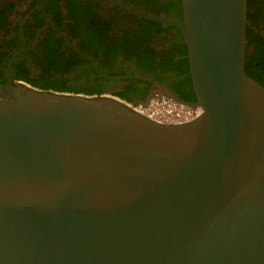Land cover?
<instances>
[{
    "label": "water",
    "instance_id": "95a60500",
    "mask_svg": "<svg viewBox=\"0 0 264 264\" xmlns=\"http://www.w3.org/2000/svg\"><path fill=\"white\" fill-rule=\"evenodd\" d=\"M203 114L0 84V264H264V86L246 0H181ZM147 18L163 21L153 16Z\"/></svg>",
    "mask_w": 264,
    "mask_h": 264
},
{
    "label": "flooded vegetation",
    "instance_id": "af4514ba",
    "mask_svg": "<svg viewBox=\"0 0 264 264\" xmlns=\"http://www.w3.org/2000/svg\"><path fill=\"white\" fill-rule=\"evenodd\" d=\"M263 8L264 0H250L255 42L264 39ZM180 19L181 0H0V80L128 102L154 92L189 102L187 47L164 22Z\"/></svg>",
    "mask_w": 264,
    "mask_h": 264
},
{
    "label": "built area",
    "instance_id": "2783aa9c",
    "mask_svg": "<svg viewBox=\"0 0 264 264\" xmlns=\"http://www.w3.org/2000/svg\"><path fill=\"white\" fill-rule=\"evenodd\" d=\"M125 107L161 125H181L192 122L203 114L198 102H185L161 92L152 93L138 102H121Z\"/></svg>",
    "mask_w": 264,
    "mask_h": 264
},
{
    "label": "trees",
    "instance_id": "16d2710c",
    "mask_svg": "<svg viewBox=\"0 0 264 264\" xmlns=\"http://www.w3.org/2000/svg\"><path fill=\"white\" fill-rule=\"evenodd\" d=\"M246 4H247L246 20L249 21V23L251 24L253 23V21L249 19V12H248L250 0H246ZM3 6L5 10L6 8H11L12 3H5ZM262 14L264 15V10ZM250 31L251 30L248 28V25L246 24L245 73L252 79L259 82L262 86H264V39H258L255 42L250 35ZM251 44L254 45V48L252 50H250ZM189 79L191 80L190 77ZM190 80H189V84L192 85V81L190 83ZM0 84L4 85L5 81L0 80ZM44 88L48 89L49 87H44ZM184 100L189 102H195L196 101L195 92L193 91L191 93V96L189 98H184Z\"/></svg>",
    "mask_w": 264,
    "mask_h": 264
}]
</instances>
